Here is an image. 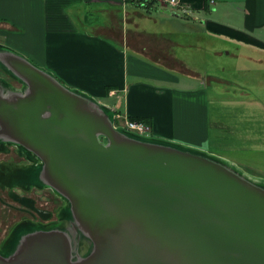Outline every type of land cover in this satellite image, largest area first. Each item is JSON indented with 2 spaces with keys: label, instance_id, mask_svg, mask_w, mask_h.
<instances>
[{
  "label": "water",
  "instance_id": "1",
  "mask_svg": "<svg viewBox=\"0 0 264 264\" xmlns=\"http://www.w3.org/2000/svg\"><path fill=\"white\" fill-rule=\"evenodd\" d=\"M16 72L27 89L0 93V141L26 149L32 181L67 200L60 220L78 244L67 228L21 225L0 264H264V179L117 128L35 66Z\"/></svg>",
  "mask_w": 264,
  "mask_h": 264
},
{
  "label": "crops",
  "instance_id": "2",
  "mask_svg": "<svg viewBox=\"0 0 264 264\" xmlns=\"http://www.w3.org/2000/svg\"><path fill=\"white\" fill-rule=\"evenodd\" d=\"M161 1L0 0V93L24 92L16 69L35 66L102 105L117 128L142 118L150 135L124 130L264 173V0ZM28 173L17 184H34Z\"/></svg>",
  "mask_w": 264,
  "mask_h": 264
},
{
  "label": "rangeland",
  "instance_id": "3",
  "mask_svg": "<svg viewBox=\"0 0 264 264\" xmlns=\"http://www.w3.org/2000/svg\"><path fill=\"white\" fill-rule=\"evenodd\" d=\"M160 1L161 0H131L129 3L131 5L138 4L139 6H145L153 10L158 9L159 6L166 5L164 1ZM9 80L13 81L11 78ZM122 123H124V121H122ZM123 125L124 124H121V126ZM121 129L125 128L121 127ZM1 144L3 146H1ZM29 157L30 155L28 151L19 147V145L10 141H5V143L0 142V170L5 172L9 164L10 166L12 164H27L31 161V158ZM38 160L39 159H36V161ZM39 162L40 161H38V163ZM244 171L248 176L256 178L257 180L264 177V173L262 172H255L250 169H244ZM25 172L27 171H23V169H21L19 171L20 177L17 178L16 176V178H12L7 181L4 180L6 174L0 171V198H2V201H0V208L2 207L4 213V227L2 228L4 231L2 234L6 236L10 231L11 226H13V223L26 219L24 216H27L28 218L36 220L38 225L43 224L48 227L59 226L67 228L73 233L74 240L77 243V234L74 224L69 222L70 224L65 226L60 220L62 215L61 212H63L65 207L67 208V206H70L67 200L52 188L46 185H41L39 182L34 183L32 181L34 184H17L15 179H23V177H25ZM2 234H0V239L2 238ZM80 239L82 240L83 238H79V241ZM84 245L85 247L88 246V242L86 240L84 241ZM90 248L91 244L89 246V249ZM79 250L81 251V249Z\"/></svg>",
  "mask_w": 264,
  "mask_h": 264
},
{
  "label": "built area",
  "instance_id": "4",
  "mask_svg": "<svg viewBox=\"0 0 264 264\" xmlns=\"http://www.w3.org/2000/svg\"><path fill=\"white\" fill-rule=\"evenodd\" d=\"M172 5L179 4V0H168ZM124 128L127 130L135 131L140 134L150 135L152 132V127L145 120L138 118H127L124 122Z\"/></svg>",
  "mask_w": 264,
  "mask_h": 264
},
{
  "label": "flooded vegetation",
  "instance_id": "5",
  "mask_svg": "<svg viewBox=\"0 0 264 264\" xmlns=\"http://www.w3.org/2000/svg\"><path fill=\"white\" fill-rule=\"evenodd\" d=\"M1 142V141H0ZM1 146H3L2 144H1ZM27 164H32V163H27ZM14 167V164H12L11 166H10V164L8 165V169H6V170H8L9 172H10V174H12L13 172H17L18 170H17V167L14 169V170H11L12 168ZM0 171H2L3 173H4V171L3 170H0ZM15 181L18 183V182H21L22 180H17V179H15ZM51 188V187H50ZM1 189H3V188H1ZM0 201H2V198H0ZM26 219H23V220H21V221H18V222H16V223H13V225H22V226H24V225H27V224H33V223H37V221L36 220H34V219H31V218H28L27 216H24ZM30 220V221H29ZM28 221H29V223H28ZM38 224V223H37ZM4 227V213H3V210H2V207L0 208V234H2V232L4 231L2 228ZM2 236V238L0 239V243L2 242V240H3V238L5 237V235L4 234H2L1 235ZM12 248H13V246H12Z\"/></svg>",
  "mask_w": 264,
  "mask_h": 264
},
{
  "label": "trees",
  "instance_id": "6",
  "mask_svg": "<svg viewBox=\"0 0 264 264\" xmlns=\"http://www.w3.org/2000/svg\"><path fill=\"white\" fill-rule=\"evenodd\" d=\"M131 0H127V2L129 3ZM138 5V4H137ZM139 6V5H138ZM134 119V118H133ZM138 119H142V118H138ZM142 120H144V119H142Z\"/></svg>",
  "mask_w": 264,
  "mask_h": 264
},
{
  "label": "bare ground",
  "instance_id": "7",
  "mask_svg": "<svg viewBox=\"0 0 264 264\" xmlns=\"http://www.w3.org/2000/svg\"><path fill=\"white\" fill-rule=\"evenodd\" d=\"M5 172H6V171H5ZM5 172H4V173H5ZM27 173H28V171H27V172H25V174H27ZM3 175H5V174H3ZM5 177H6V176H5ZM31 180H32V179H31Z\"/></svg>",
  "mask_w": 264,
  "mask_h": 264
}]
</instances>
